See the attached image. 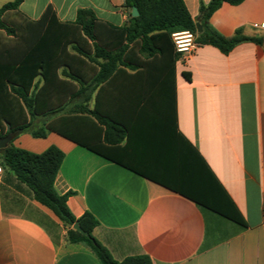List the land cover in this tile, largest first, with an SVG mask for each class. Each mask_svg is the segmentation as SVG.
<instances>
[{
	"label": "crops",
	"instance_id": "crops-1",
	"mask_svg": "<svg viewBox=\"0 0 264 264\" xmlns=\"http://www.w3.org/2000/svg\"><path fill=\"white\" fill-rule=\"evenodd\" d=\"M15 0H0V9ZM183 0L195 21L201 4ZM124 0H22L3 17L61 23L90 10L101 30L127 24ZM16 19V20H14ZM220 35L264 37V0L222 4L208 21ZM106 26V27H105ZM122 67L89 102L80 140L22 133L15 148L64 158L55 191L72 192L75 218L91 214L93 237L112 258L146 255L153 264H264V47L245 42L228 54L197 46L174 65L159 58ZM183 74L189 77L187 80ZM236 211L244 225L223 216ZM11 175L0 176V264H100Z\"/></svg>",
	"mask_w": 264,
	"mask_h": 264
},
{
	"label": "trees",
	"instance_id": "trees-1",
	"mask_svg": "<svg viewBox=\"0 0 264 264\" xmlns=\"http://www.w3.org/2000/svg\"><path fill=\"white\" fill-rule=\"evenodd\" d=\"M243 1L210 0L200 5L193 21L183 0H124L127 24L107 30L99 29L94 14L87 9L78 10L75 20L68 23L59 22L47 9L37 21L22 18L9 24L3 19L5 12L16 11L22 0L4 5L0 9V31L6 35L0 37V139L10 136L14 140L22 133L45 138L52 132L92 150L80 140L79 129L82 121L96 114L89 109L96 88L120 68L135 70L150 58L169 61L172 68L181 57L172 33L189 31L195 35V45H209L223 54L245 42L264 47L263 36L249 37L236 31L224 37L208 23L222 4L236 6ZM133 7L137 17H131ZM183 76L189 80L186 74ZM63 158L54 146L34 154L10 142L0 150L3 172L14 177L35 202L57 218L65 229L66 243L85 245L100 264H153L146 255L114 260L92 235L97 220L87 212L79 218L71 214L67 199L73 193L60 195L54 188ZM219 213L244 225L237 211L233 216ZM75 222L87 237L72 230Z\"/></svg>",
	"mask_w": 264,
	"mask_h": 264
},
{
	"label": "built area",
	"instance_id": "built-area-1",
	"mask_svg": "<svg viewBox=\"0 0 264 264\" xmlns=\"http://www.w3.org/2000/svg\"><path fill=\"white\" fill-rule=\"evenodd\" d=\"M172 42L175 50L181 54H189L195 48V35L189 31L175 32L171 34ZM3 174V169L0 166V176Z\"/></svg>",
	"mask_w": 264,
	"mask_h": 264
},
{
	"label": "water",
	"instance_id": "water-1",
	"mask_svg": "<svg viewBox=\"0 0 264 264\" xmlns=\"http://www.w3.org/2000/svg\"><path fill=\"white\" fill-rule=\"evenodd\" d=\"M138 16V12L136 10V8H132L131 9V17H137ZM196 28H197V32L200 33L201 32V28L198 24H196ZM12 141V137L7 136L5 138L0 139V150L5 149L8 145V143H10ZM72 230L76 231L78 233H80L81 235L87 237L88 234L86 232H84L80 227H79V223L75 222L74 225L72 226Z\"/></svg>",
	"mask_w": 264,
	"mask_h": 264
},
{
	"label": "rangeland",
	"instance_id": "rangeland-1",
	"mask_svg": "<svg viewBox=\"0 0 264 264\" xmlns=\"http://www.w3.org/2000/svg\"><path fill=\"white\" fill-rule=\"evenodd\" d=\"M3 19H4L5 22L9 23V22H8L9 19H8L7 17H3ZM14 20H16V19H14ZM5 36H6V35H5V32H4V31H0V37H5Z\"/></svg>",
	"mask_w": 264,
	"mask_h": 264
}]
</instances>
